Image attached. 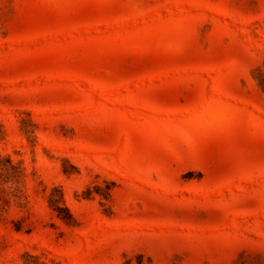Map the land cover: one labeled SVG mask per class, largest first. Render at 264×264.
<instances>
[{
  "label": "rangeland",
  "instance_id": "1",
  "mask_svg": "<svg viewBox=\"0 0 264 264\" xmlns=\"http://www.w3.org/2000/svg\"><path fill=\"white\" fill-rule=\"evenodd\" d=\"M0 264H264V0H0Z\"/></svg>",
  "mask_w": 264,
  "mask_h": 264
}]
</instances>
